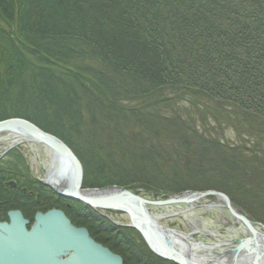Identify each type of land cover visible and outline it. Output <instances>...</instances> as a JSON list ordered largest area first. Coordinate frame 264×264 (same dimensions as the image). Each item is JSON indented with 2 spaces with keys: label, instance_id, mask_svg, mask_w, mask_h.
<instances>
[{
  "label": "trees",
  "instance_id": "trees-1",
  "mask_svg": "<svg viewBox=\"0 0 264 264\" xmlns=\"http://www.w3.org/2000/svg\"><path fill=\"white\" fill-rule=\"evenodd\" d=\"M10 118L62 140L83 189L219 192L264 227V0H0V121ZM52 208L124 264H176L10 150L0 221L20 209L30 228Z\"/></svg>",
  "mask_w": 264,
  "mask_h": 264
},
{
  "label": "water",
  "instance_id": "water-1",
  "mask_svg": "<svg viewBox=\"0 0 264 264\" xmlns=\"http://www.w3.org/2000/svg\"><path fill=\"white\" fill-rule=\"evenodd\" d=\"M9 130H17L30 136L36 142L42 143L52 150L54 156L65 163L67 187L58 190L44 181L56 193L62 197L80 200L96 210L112 209L128 214L130 227L137 229L143 235L151 251L164 260L167 259L176 264H205L201 261L198 262L192 256L176 253L159 232L158 226L152 223L143 212L146 210L143 207L147 204L151 206L152 204L161 206L174 204L173 198L178 195H174L168 200L149 202L130 190L116 186L83 189L80 187L83 173L80 163L62 140L21 118L0 121V133ZM16 185L13 181L7 182V186L15 187ZM114 189L125 192L129 196L130 202L119 195L117 196ZM85 191L98 195L84 196ZM201 195H219L224 199L227 207L232 210L234 216L252 229V236L241 240L240 244L232 251L241 254L244 248L248 250V246L256 242L254 258L251 263L264 264V261L261 262L264 258V234L252 228L250 220L233 208L228 197L222 193L207 192L200 193ZM7 216L8 221H0V264H124L123 257L103 244L97 243L85 227L74 226L65 212L60 209L52 208L46 212H37L30 228H28L30 220L24 217L20 209L10 210ZM154 241L156 245L153 244Z\"/></svg>",
  "mask_w": 264,
  "mask_h": 264
},
{
  "label": "rangeland",
  "instance_id": "rangeland-1",
  "mask_svg": "<svg viewBox=\"0 0 264 264\" xmlns=\"http://www.w3.org/2000/svg\"><path fill=\"white\" fill-rule=\"evenodd\" d=\"M237 136L236 132L232 129L227 128L225 133V140L229 141L232 144L237 143ZM13 148H17L24 154L26 161L30 166L31 172L33 175L39 180L44 183V178L46 174V166L50 163V151L45 145H37L33 142L27 143H19L13 145L11 140H5V142L0 143V157L4 156V154ZM124 189V188H123ZM126 190V189H125ZM133 192V191H132ZM134 193V192H133ZM135 194V193H134ZM185 194H189L190 196L196 197L197 202L194 205H145L147 211L151 213H158V214H170L169 216L164 217L163 220L158 221L159 224L164 227H170L173 230H178L184 234H192L193 225L192 222L199 223L197 232L191 237L190 242L197 243L202 242L205 244H214L217 247L213 249L212 254L215 257L220 256L226 250H233L235 249L243 240L244 238L251 237V233L248 231L247 225L237 219H233L231 216L232 210L227 207L225 201L219 195H213L215 199L209 198V196L201 195L200 193H189L186 192ZM183 194V195H185ZM192 194V195H191ZM139 197L144 198L145 200L152 202V201H163L169 198H154L148 193L141 192V195L135 194ZM180 196V195H178ZM233 207V206H232ZM234 208V207H233ZM239 213L240 212L237 208H235ZM101 213L104 214L107 220H110L114 224L118 226H125L130 227V218L128 214L122 211H116L112 209L104 210L100 209ZM176 212L184 214H177ZM243 214V213H242ZM175 215V216H173ZM245 215V214H243ZM246 216V215H245ZM246 218H248L246 216ZM249 219V218H248ZM250 220V219H249ZM193 222V223H194ZM252 228L257 229L258 232L264 234V227L260 224L252 222ZM209 235H208V234ZM250 233V234H249ZM231 257L227 255V258H223L220 264H242L238 262V258L233 257L230 263ZM207 264L212 263V258L208 259Z\"/></svg>",
  "mask_w": 264,
  "mask_h": 264
},
{
  "label": "bare ground",
  "instance_id": "bare-ground-1",
  "mask_svg": "<svg viewBox=\"0 0 264 264\" xmlns=\"http://www.w3.org/2000/svg\"><path fill=\"white\" fill-rule=\"evenodd\" d=\"M5 140H11L13 142V145L19 144V143H27V142H33L37 145H42V143L40 142H36L35 140H33L30 136L25 135L19 131H13V130H9V131H5L3 133H0V143L5 142ZM50 151V163L46 166V174H45V178L44 181L46 183H48L50 186L52 185L53 187L57 188L58 190H63L64 187H67L68 182H67V172L65 171V163L63 161H61L57 156L53 155V152L51 149H49ZM117 196L119 195L120 197H122L124 200L129 201V196L121 191V190H117L114 189L113 190ZM84 196H96L98 195L97 193H92V192H88L85 191V193H83ZM173 203L171 205H194L197 202V196L193 197L190 196L189 194H185V195H181V196H177L173 198ZM168 200V199H165ZM130 202V201H129ZM166 204V203H164ZM137 205L139 207V202L137 201ZM169 205V204H166ZM140 208V207H139ZM141 210L143 211V209L141 208ZM42 212V211H41ZM143 212H145V215L147 216V218H149L151 220L152 223H155L156 226H158L159 228V232L163 235L164 239L167 240V243L170 245V247L177 253H180L182 255H186V256H192V258H194L195 260H197L198 262H204L205 264H207V260L210 259V257L212 258V263L211 264H220L221 260L223 258H227V255L231 257L230 263L232 261V258H238V262H241L242 264H252L251 262L253 261L254 258V251H255V247H256V242L253 244H250L248 246V250H246V248L243 249V251L241 252V254H237V252H233L232 250H226L224 253H222L220 256L215 257L212 254L213 249H215L217 246L214 244H205L202 242H198L197 243H192L190 242V239L192 236H194L195 234H198L197 229L199 226V223L196 222H192L193 230H192V234H184L178 230H173L170 227L164 226L162 227L158 221H161L164 219V217L169 216L170 214L168 213H164V214H158V213H151V212H147L146 210H144ZM183 213H179L176 212L175 215L177 214H184ZM102 214V213H101ZM104 215V214H103ZM173 215V216H175ZM231 216L233 219L237 220V217L234 216L233 213H231ZM136 223V222H135ZM138 223V222H137ZM136 223V224H137ZM248 231L251 233L252 229L247 228ZM249 233V234H250ZM208 234V233H207ZM210 234V233H209ZM208 234V235H209ZM252 236V234H251ZM153 244H155V241L153 242ZM156 245V244H155ZM264 261L261 260V262ZM234 264V263H231Z\"/></svg>",
  "mask_w": 264,
  "mask_h": 264
}]
</instances>
